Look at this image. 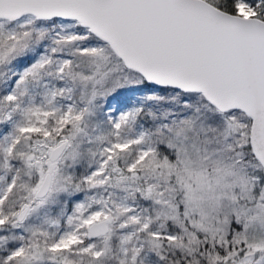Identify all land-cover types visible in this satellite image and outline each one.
<instances>
[{
	"label": "snow or ice",
	"instance_id": "6c2138e0",
	"mask_svg": "<svg viewBox=\"0 0 264 264\" xmlns=\"http://www.w3.org/2000/svg\"><path fill=\"white\" fill-rule=\"evenodd\" d=\"M0 264H264V0H0Z\"/></svg>",
	"mask_w": 264,
	"mask_h": 264
}]
</instances>
